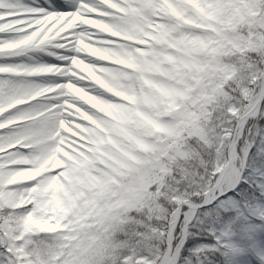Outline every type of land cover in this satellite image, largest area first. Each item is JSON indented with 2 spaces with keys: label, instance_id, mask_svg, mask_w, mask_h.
Listing matches in <instances>:
<instances>
[{
  "label": "snow or ice",
  "instance_id": "snow-or-ice-1",
  "mask_svg": "<svg viewBox=\"0 0 264 264\" xmlns=\"http://www.w3.org/2000/svg\"><path fill=\"white\" fill-rule=\"evenodd\" d=\"M217 60L264 72V0H0V264H159L126 255L147 210L113 205L150 173L160 130L214 86ZM239 173L213 176L206 215H248Z\"/></svg>",
  "mask_w": 264,
  "mask_h": 264
},
{
  "label": "trees",
  "instance_id": "trees-1",
  "mask_svg": "<svg viewBox=\"0 0 264 264\" xmlns=\"http://www.w3.org/2000/svg\"><path fill=\"white\" fill-rule=\"evenodd\" d=\"M247 47L250 48L252 45ZM210 55L214 60L224 56L212 52ZM242 58L240 57V59ZM230 59L228 57L229 61ZM214 71L218 73L216 83L207 93L191 101L192 108L195 110H189L183 114V118L176 124L178 128L176 136L168 137L161 134L158 138V143L166 144V147L162 151L159 148L155 149L160 154L152 162L150 173L155 168L168 175V179L160 189V196L163 198L167 196L171 204L165 207L161 198L158 202L160 206L168 208V212L181 202L190 201L197 204L201 201L203 192L212 185L213 176H216L218 172L214 145L212 144L213 137L216 134L231 133L232 127L243 110L242 99H236L224 90V85L231 80L236 84V89L233 91L241 92V81L236 72L233 71L229 63L219 60H217ZM222 96H227L228 99ZM234 99L237 107L231 103ZM252 123L255 125L254 122ZM262 123H264V116L256 121V128L251 127L250 121L246 122L242 135L243 139L247 134L244 141L247 143L251 132L254 133L250 143H247L250 145L247 159L241 165L243 180L247 181L245 191L247 193L246 201L249 204L248 215L237 219V214L233 212L221 214L217 218L215 215H206L211 211V208L200 210L196 214L194 222L187 226V235L184 236L178 248V264H187V260L191 257L190 254L200 248L207 250L201 258V264H246L243 258L244 251L239 256L232 255L225 247L224 238L226 234H231L244 246L247 240L251 241V236L261 233L257 231L259 222L250 214H261L264 210V195H261L260 191V186L264 185V157L258 153L262 145L264 146V142L258 144L259 132L264 129ZM191 139L196 140L193 146L189 144ZM146 215L148 214L146 213ZM226 216L227 218H225ZM189 218V211L182 210L179 228L185 222L187 223ZM139 219L144 220V223L138 229H133V232L145 233L146 237L142 240L139 237H133L131 243L133 252L131 253L128 248L126 253L129 256H127L132 261L150 256L159 262V252L163 248L162 233L164 229L161 226L157 228V225L149 217L147 219L140 217ZM250 228L255 230L248 231Z\"/></svg>",
  "mask_w": 264,
  "mask_h": 264
},
{
  "label": "rangeland",
  "instance_id": "rangeland-1",
  "mask_svg": "<svg viewBox=\"0 0 264 264\" xmlns=\"http://www.w3.org/2000/svg\"><path fill=\"white\" fill-rule=\"evenodd\" d=\"M232 49L235 50H244L240 47L238 43H232L231 45ZM213 54H218V55H225L224 52V47L223 46H217L215 49L212 51ZM215 70V68H214ZM236 75L240 78V85H241V96H242V101H247V103H244L243 105V110L241 113V116L250 112V108L253 107L255 103L259 100V98L264 95L263 93V87H264V72H261L259 68L255 69L254 71H248L246 74H238L236 72ZM255 77H260L255 85L251 84V80ZM248 86L252 87L253 93L249 91L247 88ZM228 99L227 96H222ZM258 113V114H257ZM264 96L261 104L259 107L251 114V117L248 119L242 121L240 125L236 127L235 125L231 129V133H226L225 135L223 134H216L213 137V142L212 144L214 145V153H215V158H216V163H217V168H218V173H221V171L228 166L229 160H231V164L225 174L222 176L220 182H227L231 183L234 178L239 177V169L242 173L243 168L241 165L243 164L244 160L247 159L248 150L250 148V140L254 137V133L251 132L249 139L247 140V143H245V139L247 138V134L243 135L244 131V126L245 123L250 121L251 122V127L256 128V121L262 119L264 116ZM254 122L255 125L252 123ZM264 126V123L261 124ZM160 133L162 135L168 136V137H173L178 133V129L176 124L164 128L160 130ZM210 135V134H209ZM234 136V148H235V158L233 157L232 150H230V145H231V140L232 137ZM258 144L264 142V129H261L258 135ZM253 143V141H251ZM259 144V145H260ZM261 156L264 157V146L262 145L261 150L258 151ZM234 158V159H233ZM167 173L163 171H159V169H153L152 172L148 175H145L143 178H139L135 184L129 186L128 188L125 189L126 196L125 198L121 199L118 201L116 204L113 205V207L118 208V209H124L127 211L129 208L130 209H135L138 213H144L145 210L146 213L148 214V217L151 218V220L157 225V228L159 226L163 227L164 231L162 233L163 237V248H161L159 252V264H166V245L169 246L171 255L176 254L177 248L180 247L182 240L184 239V236L187 235L186 230L187 226H189L191 223L194 222L196 214L203 209H208L211 208V205L208 207H204L202 209H199L197 211L193 210H187L189 211L190 218L188 219V222L184 223L181 225L179 228V222L181 220V213L179 212L178 216V223L176 227L173 229V223L175 221V211L176 208L179 207V205L175 208V206L172 207V210L168 212V208H164L159 205V200L160 198L163 199L164 205L169 206L171 204L170 200L167 199V196L161 197V191L160 189L162 186H164L166 180L168 179ZM170 175V174H169ZM152 185H156V191L152 192L150 191V188ZM214 183H212L205 192H203L201 196V201L199 203H195L196 205H200L203 203L205 200H207L208 203L212 202L213 198L216 197L214 195L216 193V189L213 190L214 188ZM207 197V198H206ZM186 202V201H185ZM190 202V201H188ZM183 203V202H181ZM192 203V202H191ZM186 210V209H185ZM188 224V225H187ZM173 229L172 231V236L167 237L169 231ZM259 231L262 230L263 235L259 234L257 239L254 241L247 240L244 243V247L239 243L238 240H235L231 234H226L224 238V243L225 245H236L238 247L243 248L244 250L246 249L247 252L243 256L245 263L246 264H260L259 256L257 255L258 252L264 251V223L258 225L257 228ZM227 251H230L229 248H227ZM128 250V249H127ZM130 252H133L132 247H129ZM206 249H198L194 250L190 255V259L187 260V264H201V258L204 256ZM126 255L129 256V254L126 253ZM174 258L171 257V264H173Z\"/></svg>",
  "mask_w": 264,
  "mask_h": 264
},
{
  "label": "water",
  "instance_id": "water-1",
  "mask_svg": "<svg viewBox=\"0 0 264 264\" xmlns=\"http://www.w3.org/2000/svg\"><path fill=\"white\" fill-rule=\"evenodd\" d=\"M262 94H264V87H263V93H262ZM263 96H264V95H262V96L259 98V100L257 101V103H255V104L253 105V107L250 108V112H248V113L242 115V116L239 118L238 122L236 123V127H235V128H237V127L240 125V123H241L242 121H244V120L248 119L249 117H251V114H253V112H254V111L259 107V105L261 104V102H262V100H263ZM230 150H232V154H233V157H234V156H235L234 136L232 137V140H231ZM234 158H235V157H234ZM234 158H233V159H234ZM231 162H232V161L229 160V162H228V166L225 167V168L221 171V173H224V174H225V172H226L227 169L229 168ZM222 176H223V175L220 176V180L217 181V184L220 183ZM214 189H216V188L214 187L213 190H214ZM206 198H207V197H206ZM216 198H217V197L213 198V200H215ZM213 200H212V201H213ZM209 205H211V202L208 203L207 200H205V201H204L203 203H201L200 205H196V204H192V203H188V202L182 203V204L176 209V211H175V221H174V223H173V229H174V227L177 225V222H178V216H179V212L181 211V209L185 208V209H189V210L197 211V210L202 209V208H204V207H208ZM173 229H171V230L169 231V233H168V235H167L168 239H169V237L172 236V231H173ZM170 254H171V252H170V248H169L168 245H166V255H167V256H166V264H171V257L169 256Z\"/></svg>",
  "mask_w": 264,
  "mask_h": 264
}]
</instances>
